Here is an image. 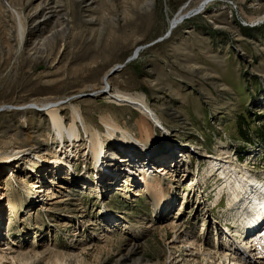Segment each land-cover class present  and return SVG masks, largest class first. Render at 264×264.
Here are the masks:
<instances>
[{
  "label": "rangeland",
  "instance_id": "rangeland-1",
  "mask_svg": "<svg viewBox=\"0 0 264 264\" xmlns=\"http://www.w3.org/2000/svg\"><path fill=\"white\" fill-rule=\"evenodd\" d=\"M44 1L0 0V158L38 155L28 164L0 163V229L8 231L0 235V259L51 264L60 254L64 264H121L130 236L154 213L148 195H136L144 173L134 172L150 155L131 142L116 144L120 131L106 137L103 117L111 116L136 137L143 126L152 132L155 156L144 170L164 168L174 197L122 264H204L171 243L189 230L212 251L215 231L226 227L227 195L214 203L222 180L214 171L205 181L200 175L220 152L229 157L218 161L222 167L233 158L239 172L264 174V0H58L45 24H28ZM104 82L142 95L159 121L113 91H93ZM53 103L66 127L78 116L77 136H65L64 152L51 144ZM85 125L104 135L101 158L109 167L95 164ZM65 153L72 168L53 159ZM194 178L196 190L188 185ZM173 222L180 228H161ZM218 247L215 264L228 250ZM244 247L255 257L257 246Z\"/></svg>",
  "mask_w": 264,
  "mask_h": 264
},
{
  "label": "bare ground",
  "instance_id": "bare-ground-1",
  "mask_svg": "<svg viewBox=\"0 0 264 264\" xmlns=\"http://www.w3.org/2000/svg\"><path fill=\"white\" fill-rule=\"evenodd\" d=\"M57 4H58V0L44 1V3H41L34 9V14L31 13L27 17L26 19L27 23L34 25L38 22L44 21L45 24L47 18L53 16L54 12L57 11ZM19 27H20V37L22 42L23 35L26 30V25L21 22L19 23ZM58 32L59 30H56L52 35ZM32 43H34V41H32ZM104 83L105 85L101 88L99 86H95L94 88L92 87L93 91H103V90H109V92L113 91V96L115 99L117 98L118 101L133 104L137 106L139 110L143 111L142 113L145 116L153 117L157 121H159L160 119L159 115L150 106V104H148L144 100V97L142 95L136 96L128 93H122V91L112 90L109 88L108 82L107 83L104 82ZM57 106H58L57 104L53 103L47 107L48 114L52 118L51 121L53 122L52 125L55 131V134H53L52 137L53 141L51 142V144H56V142H59L60 144H57V149H59L60 152H64L63 149L68 147V145L65 143V139H64L65 136L67 134L68 135L72 134L74 136H77L76 130H78V125H77L78 116L77 117L75 116L70 126L66 127L65 121L57 113L58 111ZM74 113L80 115V112L78 111L77 108L74 109ZM103 121L107 127V130L105 132L106 137L116 138V132L120 131L121 138L120 137H117L118 139L116 138V144L131 142L132 149L139 150V152L141 151L148 152L150 155L149 158H145L146 164L137 165L139 166L137 167L138 169L137 168L136 170L134 169L135 176L137 178H140L138 177V173L139 174L144 173L143 174L144 176H142L144 177V181H145L144 184L143 185L137 184L138 183L137 181L136 183L135 182L134 183L138 188L136 190V195L139 194L148 195L149 201L152 205V213H154V216L151 217V219L147 223L146 228L143 229V227H141L139 231H136L135 233H133V235L130 236L129 247L127 248L125 254H123L118 260L122 264L123 259L128 258L130 255H133L138 251V248L142 243V239L145 238V234L150 233L151 231L150 228H153L156 223L161 224L162 219L165 217V214L169 210V206L174 201V197L172 193L173 191H172L171 183L161 174L162 170L163 172L166 171L164 170V168L154 171V172L157 171V173H153V171H151L150 168L147 169L146 171L144 170L145 166L149 164L151 165L150 163L152 162L151 159H153V157L155 156V154H153L152 152H154V150L156 149V144H157L156 139H154L152 132L148 129V127L143 126L141 131L142 135L140 137H136L134 134L130 133V131L121 127L111 116H104ZM85 127L86 128L88 127L87 129L89 130L90 139L88 146L90 147V150L94 151L93 158L95 159V164L97 166L106 165L109 167L110 160L108 159L102 160L101 158L103 150H106L105 140L103 137L104 135L95 128H90L89 126L86 125ZM76 154L77 153H75V155ZM225 155H226L225 152H220L217 157H213V159L210 160V164L208 165V168H205L202 174L200 175V180L202 179V181H205L206 177L213 174L214 171L215 173H218L217 180H222L221 183H219V187L217 189L218 191L216 193V198L214 200V203H217L218 205V201L221 199L223 195H227L228 197L226 202V207L228 208L225 211L226 217L224 219L225 221L224 224H226L227 229L225 227L221 233L219 231H215L214 233L215 245H214V250H212L214 252H212L209 249L204 250V248L202 247V241H205V239L203 237H196V235L192 234L189 230L185 232L184 231L181 232L180 229L175 239H173L174 241L171 243L173 245H177L179 242L182 244L181 246L184 245L188 247L189 250V256L187 259L188 261L191 260L197 261L199 256L201 255L203 257L202 259L204 261V264H215L214 262L217 261L218 259L217 255H215V252L217 250V247L218 246L220 247V242H221L227 245L228 250H225L226 253L220 258L218 264H260L254 259L257 257H262L264 259V174L261 176L249 175L250 174L248 171L249 169L247 168L245 169V171H242V173L239 172L237 160L235 161V159L233 158H231L230 162H227L228 167H224V166L222 167L218 161H222L226 158H229L228 156ZM70 156L71 155L68 156L67 153H65L64 157L61 156L59 158L53 157V159H55L54 161L56 163H67L68 165H70L69 167L72 168L73 159L70 160ZM36 157H38V155L34 154L33 157L25 156L24 158L23 157L21 158L19 153H12L2 156L0 158V163L9 166L15 165L14 163H17L18 166L20 164H28L29 162H35ZM68 174H71V172ZM198 178H194V180L188 179L189 180L188 185H191L192 190L196 188V185L199 182ZM54 179L52 180L53 183L55 181ZM47 190L48 193L52 192L51 187H48ZM31 193L32 192H30V194ZM63 201H64L63 199L58 200L56 201V203L62 204ZM245 205H246V209L241 210V208L244 207ZM43 207L45 209L47 208L46 205H43ZM112 220L113 219H111V221ZM141 223L143 222L141 221ZM126 225L127 224L125 223L124 226ZM167 226H169L174 230H176L178 227L180 228V226H178V224H175L174 222L170 223L169 225L161 226V228L163 229L164 227ZM202 226H204V223L202 224ZM128 227H130L131 229L135 228V226L132 227V225H128L126 226V229ZM232 227H235V234L233 233L234 229ZM181 228L183 229V226ZM6 232L0 229V235H6ZM244 245L257 246L256 248L257 252L254 255L255 257H250L247 255L246 247H244ZM195 249H198V251ZM2 260L3 259H0L1 264H5L3 263ZM64 263H65V257L59 254L56 256L55 260L51 264H64ZM181 263L186 264V262L183 261L177 264H181ZM133 264H147V263L143 262V259H140L139 261H136ZM172 264H176V263H172Z\"/></svg>",
  "mask_w": 264,
  "mask_h": 264
}]
</instances>
